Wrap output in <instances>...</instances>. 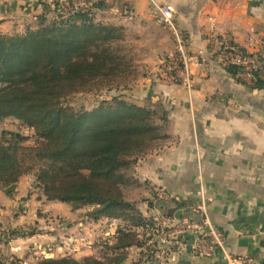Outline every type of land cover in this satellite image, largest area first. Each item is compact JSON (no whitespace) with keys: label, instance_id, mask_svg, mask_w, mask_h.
<instances>
[{"label":"crops","instance_id":"crops-1","mask_svg":"<svg viewBox=\"0 0 264 264\" xmlns=\"http://www.w3.org/2000/svg\"><path fill=\"white\" fill-rule=\"evenodd\" d=\"M52 1L0 0V34L32 30L41 10L48 17ZM92 1L103 6L95 11V21L128 28L136 43L158 48L138 61V78L113 90L115 96L164 115L161 125L169 139L134 168L136 179L147 184L145 195L153 204L161 199L158 209L178 218L200 219L205 212L223 233L228 253L246 264H264V71L256 86L241 83L206 54L208 40L220 37L255 53L264 43V0H155L170 8L186 36L190 90L162 78L159 64L163 55L172 54V46L157 43L169 37L149 0ZM56 204L62 205L47 201L30 175L19 179L12 197L0 190V264H38L45 248L38 243L42 219L37 212H52ZM135 205L143 216H152L153 210ZM50 235L56 238L57 230ZM157 264L225 260L220 252L203 258L185 249Z\"/></svg>","mask_w":264,"mask_h":264},{"label":"trees","instance_id":"trees-1","mask_svg":"<svg viewBox=\"0 0 264 264\" xmlns=\"http://www.w3.org/2000/svg\"><path fill=\"white\" fill-rule=\"evenodd\" d=\"M102 8L94 3L95 10ZM37 19L35 29L0 34V123L14 119L37 139L31 146L20 132L0 131V190L12 197L19 179L33 175L47 201L88 208V223L120 222L112 243L104 244L103 259L49 258L39 264H105L109 257L122 264L124 250L145 246L134 228L154 224L124 189L141 184L135 177L138 160L169 139L160 124L164 115L121 96L90 109L65 106L62 99L69 94L123 74L117 43L125 28L95 21L92 12ZM226 71L241 82L240 68Z\"/></svg>","mask_w":264,"mask_h":264},{"label":"built area","instance_id":"built-area-1","mask_svg":"<svg viewBox=\"0 0 264 264\" xmlns=\"http://www.w3.org/2000/svg\"><path fill=\"white\" fill-rule=\"evenodd\" d=\"M149 3L158 22L172 35L175 43L174 54L169 55L159 64L162 78L171 83L182 84L190 90L191 74L188 67L190 58L187 53L186 36L177 28L169 7L159 5L155 0H149ZM50 8L56 17L64 18L77 13L92 12L95 14L96 11L92 0H53ZM129 14L132 16V11H129ZM41 15H44V9L41 10ZM207 43L206 54L212 61L224 69L233 66L242 70L238 74L241 83L252 85L257 81L260 72L264 71V43L255 53H248L228 37L212 38ZM115 221L108 219L104 221L110 222L109 229L104 233L105 238L114 234L116 226H112L115 225ZM134 230L140 239L149 238L147 246L151 247V253L155 255L158 263H163L172 253L188 249L197 257L212 258L216 252H220L225 264H246L243 259L228 253L223 233L211 223L205 212L200 219L166 216L161 224L154 223L146 225V227L134 228ZM80 235L70 234L67 236L66 243L73 250H77L79 246L89 245L87 237ZM151 237H154V240ZM51 249L43 250L41 256L44 259L53 258L54 252ZM56 250L60 253L63 252V249L59 247ZM67 251L68 248L65 249V253Z\"/></svg>","mask_w":264,"mask_h":264},{"label":"rangeland","instance_id":"rangeland-1","mask_svg":"<svg viewBox=\"0 0 264 264\" xmlns=\"http://www.w3.org/2000/svg\"><path fill=\"white\" fill-rule=\"evenodd\" d=\"M48 9L49 10L47 21L56 17L51 8L49 7ZM55 14L58 13L55 12ZM94 19L97 20L98 18L94 17ZM35 22H37L35 25L37 27L39 19H37V21ZM164 31L165 34L169 37V39H160L157 41V43H161V41L166 42L168 46H172L171 53L174 54V39L166 29H164ZM124 33V39L121 42L117 43L119 47V55L123 57V74L113 78L111 77L106 79H98L96 80V82L94 81L90 85L86 86L83 90L69 94L68 96L62 99V103L65 106L75 111L80 109H90L97 105L100 101L110 100L112 97H114V88L117 89L119 87H127L131 79L138 78L139 74L142 73L140 70L137 69L138 61H144L149 59L150 55H155V53H157L156 50L158 48L155 47L156 50L152 49L149 44L145 41L136 43V35L132 34L128 28H125ZM158 46L161 45L158 44ZM169 55L170 54L165 57L163 55L161 60H165V58H167ZM107 91L112 92L108 93ZM154 110L158 114H163V112L159 109ZM1 130L17 131L22 133L29 139L27 145L33 146L37 141L32 130L25 128L23 125H21V123L11 118L5 119L0 123V131ZM30 179L31 181H33L34 178L32 175H30ZM146 186V183L130 184L124 189V193H126L129 200H134L137 205H142L143 211H145L146 208L151 209V211L153 210L154 213L151 212V218L153 219L152 221L155 224H161L166 216L173 217V215L171 214H166L163 209H158V206H163L161 199L156 197L157 200L154 204L150 202L148 196L145 195V190H147ZM60 204L62 205L56 204V208H54L55 210H53L52 212H37V216L42 219V221L40 222L41 224H39L38 226L40 227L38 233H40L42 237L38 238V243L41 244L43 248H45L44 250H49L50 248H52L51 250H53L54 252V257L52 259H58L63 257L72 258L76 261H81L84 257H92L98 260L103 259L102 254L105 252L104 244L106 243L110 245L112 243V238L104 237L105 231L109 229L110 222H102L101 220L100 223H88L86 217L88 208H81L77 211L73 210L70 204ZM118 224H120V222ZM60 225L66 226L68 230H60ZM115 226L116 225H113L112 227ZM55 230H57L58 232V236L56 238H54V235H50V233ZM65 233H67L68 235H85L87 237V240L89 241V245L79 246L77 250H73L72 247L68 246L66 243L68 235H64ZM152 239L154 240V237ZM148 240L149 238L146 237H143V239H141V241L145 243V246L143 248H137L133 246L124 250L122 253L124 254L123 256L125 257V260L122 264H157L158 260L156 259L155 255L151 253V247L147 246ZM58 247L62 248L64 253L57 252L56 249ZM66 248H68V251L65 253ZM41 252L43 251L41 250ZM110 259L112 258L109 257L106 262L104 261V263L114 264L113 260H111L113 263L109 262ZM42 260H44V258L43 256H40L38 264Z\"/></svg>","mask_w":264,"mask_h":264}]
</instances>
